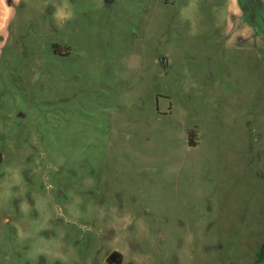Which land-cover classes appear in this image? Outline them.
Here are the masks:
<instances>
[{
	"label": "rangeland",
	"instance_id": "obj_1",
	"mask_svg": "<svg viewBox=\"0 0 264 264\" xmlns=\"http://www.w3.org/2000/svg\"><path fill=\"white\" fill-rule=\"evenodd\" d=\"M106 1L0 2V264L255 263L264 0Z\"/></svg>",
	"mask_w": 264,
	"mask_h": 264
},
{
	"label": "water",
	"instance_id": "obj_2",
	"mask_svg": "<svg viewBox=\"0 0 264 264\" xmlns=\"http://www.w3.org/2000/svg\"><path fill=\"white\" fill-rule=\"evenodd\" d=\"M107 3H110L111 0H107ZM121 254L119 252H113L108 259V264H122L121 260Z\"/></svg>",
	"mask_w": 264,
	"mask_h": 264
},
{
	"label": "trees",
	"instance_id": "obj_3",
	"mask_svg": "<svg viewBox=\"0 0 264 264\" xmlns=\"http://www.w3.org/2000/svg\"><path fill=\"white\" fill-rule=\"evenodd\" d=\"M191 144H193V142H191ZM264 262V243L261 245V248L257 254V259L255 261V263L253 264H260Z\"/></svg>",
	"mask_w": 264,
	"mask_h": 264
},
{
	"label": "flooded vegetation",
	"instance_id": "obj_4",
	"mask_svg": "<svg viewBox=\"0 0 264 264\" xmlns=\"http://www.w3.org/2000/svg\"><path fill=\"white\" fill-rule=\"evenodd\" d=\"M252 1H253V0H252ZM245 5H247V3H246ZM120 260H121V262H122V264H123V258H122V256H121ZM106 264H108V261H107Z\"/></svg>",
	"mask_w": 264,
	"mask_h": 264
},
{
	"label": "clouds",
	"instance_id": "obj_5",
	"mask_svg": "<svg viewBox=\"0 0 264 264\" xmlns=\"http://www.w3.org/2000/svg\"><path fill=\"white\" fill-rule=\"evenodd\" d=\"M0 2H2V0H0Z\"/></svg>",
	"mask_w": 264,
	"mask_h": 264
}]
</instances>
